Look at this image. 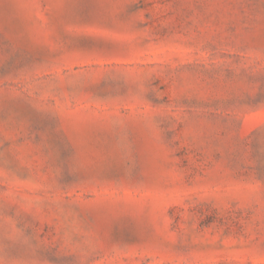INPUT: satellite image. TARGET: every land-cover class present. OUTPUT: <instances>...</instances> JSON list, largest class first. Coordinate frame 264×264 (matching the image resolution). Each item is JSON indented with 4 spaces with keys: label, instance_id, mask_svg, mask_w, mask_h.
<instances>
[{
    "label": "rangeland",
    "instance_id": "1",
    "mask_svg": "<svg viewBox=\"0 0 264 264\" xmlns=\"http://www.w3.org/2000/svg\"><path fill=\"white\" fill-rule=\"evenodd\" d=\"M0 264H264V0H0Z\"/></svg>",
    "mask_w": 264,
    "mask_h": 264
}]
</instances>
